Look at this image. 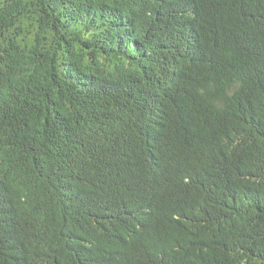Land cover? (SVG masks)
Returning <instances> with one entry per match:
<instances>
[{
	"label": "trees",
	"instance_id": "16d2710c",
	"mask_svg": "<svg viewBox=\"0 0 264 264\" xmlns=\"http://www.w3.org/2000/svg\"><path fill=\"white\" fill-rule=\"evenodd\" d=\"M0 264H264V0H0Z\"/></svg>",
	"mask_w": 264,
	"mask_h": 264
}]
</instances>
